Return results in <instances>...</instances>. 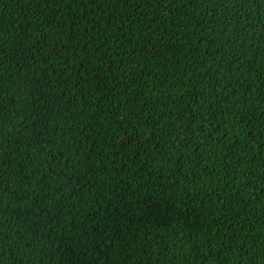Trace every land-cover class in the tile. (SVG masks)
I'll return each mask as SVG.
<instances>
[{
	"label": "trees",
	"instance_id": "obj_1",
	"mask_svg": "<svg viewBox=\"0 0 264 264\" xmlns=\"http://www.w3.org/2000/svg\"><path fill=\"white\" fill-rule=\"evenodd\" d=\"M0 264H264V0H0Z\"/></svg>",
	"mask_w": 264,
	"mask_h": 264
}]
</instances>
